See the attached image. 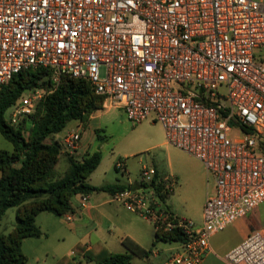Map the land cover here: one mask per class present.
I'll return each mask as SVG.
<instances>
[{"label":"built area","instance_id":"1","mask_svg":"<svg viewBox=\"0 0 264 264\" xmlns=\"http://www.w3.org/2000/svg\"><path fill=\"white\" fill-rule=\"evenodd\" d=\"M262 47L264 0H0V86L38 68L51 69L54 82L85 80L104 109L160 124L167 144L212 179L200 224L169 221L159 198L176 182L154 169L142 167L139 182L112 193L113 203L183 233L162 264H202L215 234L264 203ZM26 93L11 106L10 126L31 116L44 94ZM79 131L62 138L67 152L80 149ZM115 169L125 174L124 162ZM80 202L85 207L88 196ZM223 259L264 264V231Z\"/></svg>","mask_w":264,"mask_h":264},{"label":"rangeland","instance_id":"2","mask_svg":"<svg viewBox=\"0 0 264 264\" xmlns=\"http://www.w3.org/2000/svg\"><path fill=\"white\" fill-rule=\"evenodd\" d=\"M256 55L264 60V47L256 51ZM99 76L103 77L104 69L100 67ZM52 82L53 76H52ZM36 100L37 105L43 100V91ZM25 92L23 95H26ZM11 108L5 113L4 119L8 123ZM89 121L88 128H81L80 143L86 147V153L67 152L61 145L66 134L76 130L77 122L68 123L57 135L48 138V143L57 142L62 147L61 157L55 167L62 175L69 166V159L80 160L87 152H98L101 161L97 169L89 176L88 183L94 188L109 187L116 184L139 182L142 167L154 169L160 178L174 179L173 193L166 200L165 205L171 208L179 219L201 222L200 208L206 193L213 191L214 184L207 175L204 166L196 158L167 144L160 124L152 122L151 118L133 123L128 120L121 109H103L94 114ZM80 148V146H79ZM0 150L12 151V145L0 134ZM117 162H124L125 174L115 169ZM172 178V179H171ZM100 194V200L97 199ZM210 195V194H209ZM91 202L109 200L108 192H95L91 195ZM76 205L77 198L71 200ZM100 211V224L71 231L70 225L62 217L50 213H41L37 222L43 228L40 238L26 239L21 251L26 257V264H99L80 258L73 251L79 244L90 243L91 255L104 257L105 253L132 254L130 264H162L170 250L176 243H164L155 240V226L138 214L126 210L116 203H107ZM108 214H107V213ZM15 226V208L5 212L0 222V234L9 233ZM87 232L90 234L82 240L80 237ZM125 238L134 239L140 249L147 253L141 257L130 249V245L123 244ZM239 241V230L236 225L227 227L215 234L210 240L211 252L204 264H228L223 256ZM156 254V256H154Z\"/></svg>","mask_w":264,"mask_h":264},{"label":"trees","instance_id":"3","mask_svg":"<svg viewBox=\"0 0 264 264\" xmlns=\"http://www.w3.org/2000/svg\"><path fill=\"white\" fill-rule=\"evenodd\" d=\"M32 89L45 91L43 100L35 111L18 126H10L5 113L25 93ZM104 98L95 93L92 85L82 79L63 76L52 82L49 68L29 69L14 75L0 86V134L12 145V151L0 150V222L5 212L15 208V226L7 234H0V264H26L21 251L25 239L40 238L42 232L35 223L41 213L57 217L71 214V200L77 195L94 192L113 193L128 188L126 185L94 188L89 185V176L101 161L98 152L87 154L80 160L69 159L68 169L59 175L55 167L61 157L59 143L46 140L59 134L65 126L77 121L83 129L91 117L102 111ZM169 194L160 196L169 221L174 214L165 205ZM155 240L164 243H183L185 236L176 228L156 224ZM130 249L141 257L147 253L130 240ZM85 252L89 261L99 264H130L132 254H109L104 257Z\"/></svg>","mask_w":264,"mask_h":264},{"label":"crops","instance_id":"4","mask_svg":"<svg viewBox=\"0 0 264 264\" xmlns=\"http://www.w3.org/2000/svg\"><path fill=\"white\" fill-rule=\"evenodd\" d=\"M93 119H94V117H91L90 120L92 121ZM77 123L78 124H77L76 130L73 131V132H76L78 129L79 130L81 129L79 122H77ZM90 123H89V126L91 125ZM79 152L86 153V147L84 146V144L80 143ZM116 185H125L126 186L127 184H124V183L121 184L120 183V184H116ZM212 192L213 191H211L210 193H206L205 197H203V199H202L201 208H200L201 220H202V210H203V206H204L205 200L207 199L209 194H212ZM91 195H87L88 196V203H87V205L85 207H81V202H80V197L81 196L80 195L75 196L77 198L76 205H73L72 202H71V206L73 208V212L71 214H66V215L62 216V218L64 219V221L66 223L71 224L70 225V229H71L72 232L76 231V230H80L82 228H87V226L89 224H92L91 226H94V228L96 229V226H98L100 224V222H99L100 216H105L104 211L102 212V211H100V209L103 206H105V204H107V203H113L111 201L112 193H109V200L99 202V204H94L93 202H91V197H92ZM100 197H101L100 194H98L97 199L100 200ZM169 209L172 211L171 208H169ZM172 213L174 214L173 211H172ZM39 215H41V214H39ZM39 215L36 217L35 223H36L37 227L40 229V231L42 232V230H43L42 228L43 227L40 224H38V222H37V219H38ZM68 215L71 217L70 221H67V219H66V216H68ZM174 216H176V215L174 214ZM196 224H200V223L196 222ZM234 224L236 225L237 229L239 230V241L232 248H234L235 246L240 244L251 232L258 231V230H263L264 231V203L262 205H260L259 207H257L256 209H254L251 212H249L242 219H239L238 221L234 222L232 225H234ZM232 225H230V226H232ZM89 234L90 233L87 232L85 235L80 237V240L83 241V239L86 238ZM42 236H43V232H42ZM126 239L130 240L131 242H133L135 245L138 246L137 242L134 239L132 240V239L125 238V240ZM24 241H26V239L23 240V242ZM23 242H22V244H23ZM82 243L83 244H79L78 243V245L76 246V249L72 253H73V255L78 254L80 256V258H84L87 261H89L84 254H85V252L92 250L91 244L90 243H85V242H82ZM22 244H21V247H22ZM209 248H210V252H211L212 250H211L210 242H209ZM173 249H171V250H173ZM209 253H208V255H209ZM154 256H156V254H154ZM207 256L205 257V259L207 258ZM205 259H204L202 264H204ZM89 262H92V261H89Z\"/></svg>","mask_w":264,"mask_h":264}]
</instances>
